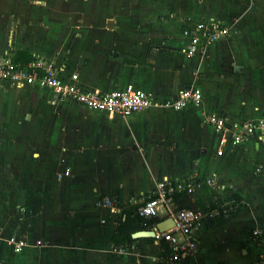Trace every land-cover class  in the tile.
<instances>
[{
  "label": "crops",
  "instance_id": "0c3cea01",
  "mask_svg": "<svg viewBox=\"0 0 264 264\" xmlns=\"http://www.w3.org/2000/svg\"><path fill=\"white\" fill-rule=\"evenodd\" d=\"M113 3L126 14L116 15ZM113 3L115 16L103 22L46 1L0 0V55L51 60L85 89L129 87L155 100L123 118L46 88L0 86V262L165 264L161 242L131 237L115 250L111 238L120 211L138 208L157 181L191 177L199 188L178 199L201 215L189 264H249L258 251L251 229L264 222V136L219 157L207 117L264 114V0ZM132 14L141 18L127 26ZM190 20L218 22L229 34L205 47L200 40L199 54L188 57ZM189 88L199 89L197 104L168 105ZM104 196L114 208L97 205ZM13 236L24 238L19 253Z\"/></svg>",
  "mask_w": 264,
  "mask_h": 264
},
{
  "label": "built area",
  "instance_id": "2783aa9c",
  "mask_svg": "<svg viewBox=\"0 0 264 264\" xmlns=\"http://www.w3.org/2000/svg\"><path fill=\"white\" fill-rule=\"evenodd\" d=\"M228 34V28L218 22L190 20L183 28V35L187 38L183 51L186 56L193 57L199 54L200 40H203L205 47ZM0 86L46 88L66 103L123 118L145 112L155 104L151 95L129 87H116L103 93L85 89L79 84L76 74H66L51 60L35 58L28 63H20L9 53L0 55ZM200 96L197 88L184 89L177 100L168 105L178 109L184 105L197 104ZM207 124L213 131L215 155L219 157L224 155L225 150L241 149L252 139L264 136V114L254 120L230 122L225 115L212 112L207 117ZM207 184L212 185L210 179ZM199 186V182L191 177L173 180L163 178L154 184L150 194L136 209L137 215L144 219L172 220L173 225L166 231L159 232L157 223L149 228L153 232L151 238L154 242L166 244L167 264H189L197 250L201 215L192 206L180 204L177 197L192 196ZM97 205L115 207L110 196L97 200ZM212 215H217V212ZM250 235L258 251L249 264H264V226L253 227ZM8 241L14 253H19L25 246L21 236H13Z\"/></svg>",
  "mask_w": 264,
  "mask_h": 264
},
{
  "label": "trees",
  "instance_id": "16d2710c",
  "mask_svg": "<svg viewBox=\"0 0 264 264\" xmlns=\"http://www.w3.org/2000/svg\"><path fill=\"white\" fill-rule=\"evenodd\" d=\"M15 61L20 63H28L33 58L30 55L24 53H18L14 57ZM180 199V196L177 197V201ZM136 209L133 206H127L126 208L120 211L118 217V223L116 230L111 238L112 248L115 250L125 247V244L132 243L134 240L131 238V235L135 232L146 231L147 228L151 227L153 224L157 223V219H144L137 215ZM161 260L167 264V247L161 242Z\"/></svg>",
  "mask_w": 264,
  "mask_h": 264
},
{
  "label": "rangeland",
  "instance_id": "374dc122",
  "mask_svg": "<svg viewBox=\"0 0 264 264\" xmlns=\"http://www.w3.org/2000/svg\"><path fill=\"white\" fill-rule=\"evenodd\" d=\"M41 1H46L47 5L52 8L53 10H64V11H81V12H85V13H95L97 16L102 17L103 22L105 21L103 16H110L107 17L105 19H109L111 20V16H115V14L113 13V9L114 12L116 13V9L115 6L118 5V3L116 2V5L114 6V1L115 0H106V2L104 3L105 0H41ZM104 3V5H102ZM113 3V4H112ZM112 4V8L111 5ZM110 6V9L108 10V7ZM122 6L123 5H119ZM111 11V12H110ZM104 14V15H103ZM124 14H126V12H124ZM123 13H120L119 11H117L116 15L120 16V15H124ZM93 16V17H96ZM141 16H136L135 14H132V17L130 18L131 21H126L128 24L127 26H130L131 24H133L135 21H137L138 19H140ZM100 19H95V21H99ZM92 21V19H91ZM94 21V19H93ZM101 22V21H100ZM125 22V23H126ZM144 25L146 26H151L152 23H150V20H147ZM111 27V26H109ZM238 221H241L242 219L238 218ZM258 224H263L264 226V222H260Z\"/></svg>",
  "mask_w": 264,
  "mask_h": 264
},
{
  "label": "water",
  "instance_id": "95a60500",
  "mask_svg": "<svg viewBox=\"0 0 264 264\" xmlns=\"http://www.w3.org/2000/svg\"><path fill=\"white\" fill-rule=\"evenodd\" d=\"M172 225H173L172 220L171 219H166L164 221L158 222L156 224V229L159 232H163V231H166L167 229H169ZM152 235H153L152 231H150V232H136V233L132 234L131 237L132 238H138V237L148 236V237L151 238Z\"/></svg>",
  "mask_w": 264,
  "mask_h": 264
},
{
  "label": "bare ground",
  "instance_id": "6f19581e",
  "mask_svg": "<svg viewBox=\"0 0 264 264\" xmlns=\"http://www.w3.org/2000/svg\"><path fill=\"white\" fill-rule=\"evenodd\" d=\"M111 24V23H110Z\"/></svg>",
  "mask_w": 264,
  "mask_h": 264
}]
</instances>
